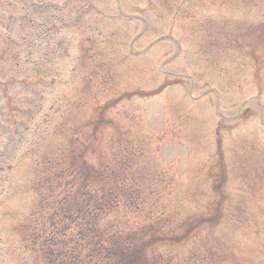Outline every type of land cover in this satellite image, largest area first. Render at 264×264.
<instances>
[{"label":"rangeland","instance_id":"1","mask_svg":"<svg viewBox=\"0 0 264 264\" xmlns=\"http://www.w3.org/2000/svg\"><path fill=\"white\" fill-rule=\"evenodd\" d=\"M263 24L264 0H0V264H36L19 232L33 183L112 103L115 126L90 141L132 161L145 202L100 225L201 215L220 147L222 219L158 251L173 264H264Z\"/></svg>","mask_w":264,"mask_h":264},{"label":"trees","instance_id":"2","mask_svg":"<svg viewBox=\"0 0 264 264\" xmlns=\"http://www.w3.org/2000/svg\"><path fill=\"white\" fill-rule=\"evenodd\" d=\"M260 34L259 43L264 46V27ZM250 46L254 53L253 42ZM112 105L102 106L87 119L83 129H90L89 134L78 131L60 160L36 177L37 202L19 229L36 264H173L172 253L162 255L159 247L174 249L201 228H214L223 217L226 174L219 150L212 173L217 196L201 215L187 216L171 226L154 219L127 230L100 225V218L119 206L137 213L144 208L139 207L140 202H145L126 174L132 161L120 160L117 165L103 152L96 153L91 144L90 139L95 141L104 128L115 126L106 117Z\"/></svg>","mask_w":264,"mask_h":264}]
</instances>
